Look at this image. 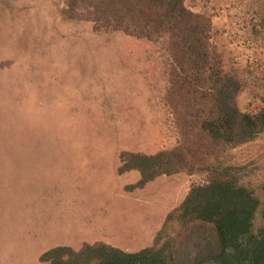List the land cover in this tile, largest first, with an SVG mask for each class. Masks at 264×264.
Segmentation results:
<instances>
[{"label": "rangeland", "instance_id": "obj_1", "mask_svg": "<svg viewBox=\"0 0 264 264\" xmlns=\"http://www.w3.org/2000/svg\"><path fill=\"white\" fill-rule=\"evenodd\" d=\"M68 1L0 0V264H50L47 251L84 243L150 247L205 182L181 173L128 190L139 174L119 173L122 153L178 139L169 64L160 44L71 18ZM205 4L218 54L244 76L240 106L264 107V0ZM233 162L264 199V132Z\"/></svg>", "mask_w": 264, "mask_h": 264}, {"label": "trees", "instance_id": "obj_2", "mask_svg": "<svg viewBox=\"0 0 264 264\" xmlns=\"http://www.w3.org/2000/svg\"><path fill=\"white\" fill-rule=\"evenodd\" d=\"M210 1V0H209ZM207 0H69L66 13L98 30L160 44L170 71L166 96L178 139L154 155L123 152L119 173L137 172L130 191L162 176L201 175L167 214L153 245L127 252L105 242L58 246L50 264H264V199L233 162L264 132V107L242 109L244 76L228 68ZM259 12H257L258 15ZM264 28V10L259 13ZM127 190V191H128Z\"/></svg>", "mask_w": 264, "mask_h": 264}]
</instances>
